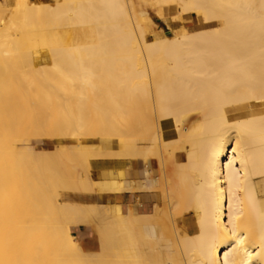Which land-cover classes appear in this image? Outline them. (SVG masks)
I'll list each match as a JSON object with an SVG mask.
<instances>
[{
    "label": "bare ground",
    "instance_id": "obj_1",
    "mask_svg": "<svg viewBox=\"0 0 264 264\" xmlns=\"http://www.w3.org/2000/svg\"><path fill=\"white\" fill-rule=\"evenodd\" d=\"M56 1L18 0L0 36V264H264V0H161L200 26L170 38L147 35V0ZM59 135L67 152L29 141ZM161 149L185 151L166 260L139 202L85 206L91 158L133 175Z\"/></svg>",
    "mask_w": 264,
    "mask_h": 264
},
{
    "label": "rangeland",
    "instance_id": "obj_2",
    "mask_svg": "<svg viewBox=\"0 0 264 264\" xmlns=\"http://www.w3.org/2000/svg\"><path fill=\"white\" fill-rule=\"evenodd\" d=\"M17 2L18 0H0V36H4L6 28H8L12 24V22H15ZM31 2L36 3V0H31ZM56 2H57L56 0H41V1L37 0L36 4L39 3V5H42V4L48 5V4H53V3L55 4ZM178 11L179 10L174 6H169V7L165 6L161 0H147V1L141 2L138 6L139 16L143 18V23L146 29L148 30L147 35L149 36V38H170L174 35L181 34L184 31L193 32V31H197L200 28L195 15L191 16L190 18H187L186 16H182L180 11L179 12ZM66 136H69V137H66ZM55 137L54 139L53 137L51 138L48 137V138H43V139L31 138L29 139V141L35 144L38 143V140L45 141L44 144L36 145V149L38 151L45 152L47 155H53L55 151L57 152V150H58V153L59 151L63 153L67 152L68 151L67 148L69 147H66V146L70 144L69 142L73 138L70 135H64L63 137L59 135V137H62L61 139L59 137L58 138H55ZM78 137L80 138L81 136H77L76 138ZM86 139L87 138H85V136H82L80 138L81 141H85ZM56 140L61 142L60 146L55 143ZM58 146L66 148V149L61 148L63 151L61 149L59 150ZM182 146L183 145L181 144L180 147ZM165 151H166L165 153L166 157L163 155ZM169 154L170 156L168 157ZM103 158H106V157L91 158V161H90L91 164H90V168L88 172V175L90 176V178H92V171H93L92 163L94 161L103 160ZM110 158L118 159L121 165V170L119 172V177H120L119 181L103 182V181H96L92 178L94 181L95 191L93 194H90L89 196L85 197V206H88L90 209L91 207H96V206L98 207L102 205L103 202H101L100 200L103 199L104 192L116 193L119 200L120 199L126 200V203L129 206H134L136 202H139L140 204H142L143 209H145L148 212H151L149 216H152V217L147 218L145 222L143 223L145 224V227L142 228L143 239L146 241H149V240L151 241V239H155L157 243L153 245V248H155L157 252L164 258V260H166L169 254L167 248L172 246V241L170 237H163L160 243L159 242L160 230L162 226V221L164 219L169 220L171 218L168 215L172 213L170 209L172 208V204H171L172 202L169 201L170 199L168 198V196L170 197L174 196V194L171 191L174 192V188L176 186L174 184H177L178 182L177 181L178 178H176L177 177L176 172L178 170L174 169V167L179 168V163L185 161V151L182 149L177 150V152L175 151L174 156H172L171 149H167V150L161 149L158 152V156L156 157L154 156V158L152 157V162L150 163L148 167L150 170L149 172H146L144 169L139 168L138 170L134 171L135 174L133 175L128 171L129 169L128 165L126 163H123L121 158H118V157L117 158L110 157ZM168 158L169 160H167ZM166 161L167 162L171 161L172 163L170 162L167 165ZM159 163L160 165L161 164L162 165L160 166ZM165 164L167 165V167L169 166L168 167L169 169L168 168L164 169L166 167ZM161 169H164L162 170L163 173ZM171 169L173 170L171 171ZM75 170L73 171V175L75 176L76 180L78 178L80 179L86 178L87 172L83 168H81L80 166H76ZM129 170L132 171L131 169ZM168 172L171 173V177L170 175H168L169 174ZM166 173L168 174L166 175ZM161 174L163 176H161ZM162 178L164 179V181L166 180V178L167 180L171 178L172 179L171 181L173 183L170 182L169 184L171 183L173 184L172 185L173 189H171L170 187L171 185H167L168 183L167 180L164 182L161 180ZM132 180H134L135 182V188L133 189L134 192L119 190V189H131L130 183ZM156 181L157 182L159 181L161 185H162V182H164V187H162L163 185L162 186L160 184L158 185ZM104 185L106 186L108 185L111 188L115 186L116 189L118 190H114L113 192L111 191L112 189L104 190L103 188ZM170 189L171 191H169ZM59 190L60 189H58V191ZM59 193L60 194H58L59 196H57V198H58V201L60 202H62L65 199V198L61 199L62 198L61 196L65 197V196H68V194H70L63 190H60ZM93 195H98L99 197L98 200L93 198L92 197ZM149 202L151 203L153 202V204L150 205ZM109 206L112 207V205H109ZM187 215H188V221H187L188 224H193V212L190 211L189 213H187ZM157 219L158 221H160L159 223L157 222ZM88 226H90V228L83 227V230L81 233L82 235L76 234L75 229L72 227H69V231L71 234L73 233L72 236L75 239L88 240L93 237V229L91 228V225H88Z\"/></svg>",
    "mask_w": 264,
    "mask_h": 264
},
{
    "label": "crops",
    "instance_id": "obj_3",
    "mask_svg": "<svg viewBox=\"0 0 264 264\" xmlns=\"http://www.w3.org/2000/svg\"><path fill=\"white\" fill-rule=\"evenodd\" d=\"M115 149V147H113ZM93 171L92 178L96 181L110 182V181H119V172L121 170V165L118 159L114 158H103V160L94 161L92 163ZM93 198L98 200V195H93ZM103 202V205H114L120 202L116 193L104 192L103 199L100 200ZM150 205L153 202H149ZM83 227L80 229H75L76 234H81Z\"/></svg>",
    "mask_w": 264,
    "mask_h": 264
}]
</instances>
